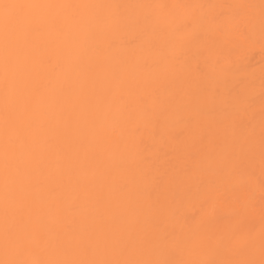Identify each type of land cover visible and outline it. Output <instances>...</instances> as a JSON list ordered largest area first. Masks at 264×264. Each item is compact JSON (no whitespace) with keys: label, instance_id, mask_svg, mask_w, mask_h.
<instances>
[{"label":"bare ground","instance_id":"bare-ground-1","mask_svg":"<svg viewBox=\"0 0 264 264\" xmlns=\"http://www.w3.org/2000/svg\"><path fill=\"white\" fill-rule=\"evenodd\" d=\"M4 4L0 264H264V0Z\"/></svg>","mask_w":264,"mask_h":264},{"label":"snow or ice","instance_id":"snow-or-ice-1","mask_svg":"<svg viewBox=\"0 0 264 264\" xmlns=\"http://www.w3.org/2000/svg\"><path fill=\"white\" fill-rule=\"evenodd\" d=\"M0 7H2L3 9H5V19L8 21H11V17L8 15V10L9 9H17V8H23L25 7L24 5H16V4H4V5H0ZM210 202L209 200H204L203 201V205L205 207L209 206ZM212 210L215 211V207H212Z\"/></svg>","mask_w":264,"mask_h":264}]
</instances>
